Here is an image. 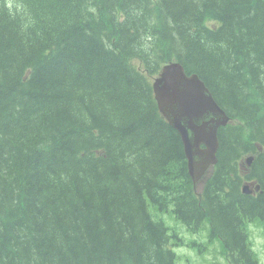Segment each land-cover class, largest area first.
I'll return each instance as SVG.
<instances>
[{
  "label": "trees",
  "instance_id": "1",
  "mask_svg": "<svg viewBox=\"0 0 264 264\" xmlns=\"http://www.w3.org/2000/svg\"><path fill=\"white\" fill-rule=\"evenodd\" d=\"M0 2V264H178L151 206L260 264L264 0ZM170 62L230 117L200 190L153 93Z\"/></svg>",
  "mask_w": 264,
  "mask_h": 264
},
{
  "label": "water",
  "instance_id": "2",
  "mask_svg": "<svg viewBox=\"0 0 264 264\" xmlns=\"http://www.w3.org/2000/svg\"><path fill=\"white\" fill-rule=\"evenodd\" d=\"M153 91L160 112L181 136L189 174L197 184L218 161V132L230 122V117L199 76L186 74L178 62L162 68L153 82ZM252 161V157L246 160L248 165ZM251 188L245 185L243 192L252 194ZM259 189L255 187L256 191Z\"/></svg>",
  "mask_w": 264,
  "mask_h": 264
},
{
  "label": "rangeland",
  "instance_id": "3",
  "mask_svg": "<svg viewBox=\"0 0 264 264\" xmlns=\"http://www.w3.org/2000/svg\"><path fill=\"white\" fill-rule=\"evenodd\" d=\"M155 219L163 220L173 236L177 233L183 243L171 248L177 255L178 264H228L227 258L221 254L222 245L218 239L212 240L206 223L203 229L197 233L190 232L187 227L178 221L172 213L161 212L158 208L150 207ZM251 241L255 252L260 256V264H264V227L259 222L249 223Z\"/></svg>",
  "mask_w": 264,
  "mask_h": 264
},
{
  "label": "bare ground",
  "instance_id": "4",
  "mask_svg": "<svg viewBox=\"0 0 264 264\" xmlns=\"http://www.w3.org/2000/svg\"><path fill=\"white\" fill-rule=\"evenodd\" d=\"M1 3V2H0Z\"/></svg>",
  "mask_w": 264,
  "mask_h": 264
}]
</instances>
